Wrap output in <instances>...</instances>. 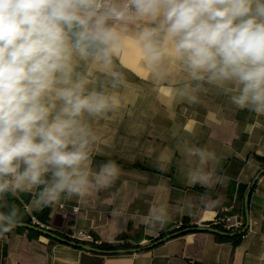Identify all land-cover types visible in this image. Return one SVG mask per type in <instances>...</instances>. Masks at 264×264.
Wrapping results in <instances>:
<instances>
[{
	"label": "crops",
	"instance_id": "crops-1",
	"mask_svg": "<svg viewBox=\"0 0 264 264\" xmlns=\"http://www.w3.org/2000/svg\"><path fill=\"white\" fill-rule=\"evenodd\" d=\"M141 26L117 25L124 39L107 71L91 58H74L73 80H88L85 94L104 91L120 98L113 111L84 114L92 132L91 168L114 160L120 175L83 197L62 198L50 206L34 205L30 194L10 197L32 222H37L33 214L46 207L48 221L38 222L42 227L59 236L84 233L98 246L113 245L123 236L143 246L164 228L170 232L185 222L211 226L218 217H226L231 232L239 231L245 215L238 187L248 190L264 169V162L256 160L264 161V114L238 109L230 94L192 80L171 56L149 66L135 39ZM194 149L202 150L204 163ZM150 209L168 213L162 229H146ZM0 264H264V174L250 192L248 228L236 245L198 232L149 251L107 255L30 236L27 230L12 231L0 233Z\"/></svg>",
	"mask_w": 264,
	"mask_h": 264
},
{
	"label": "clouds",
	"instance_id": "clouds-1",
	"mask_svg": "<svg viewBox=\"0 0 264 264\" xmlns=\"http://www.w3.org/2000/svg\"><path fill=\"white\" fill-rule=\"evenodd\" d=\"M130 22L142 25L135 39L149 66L171 56L238 109L264 114V0H0V233L23 217L9 196L50 206L120 175L114 160L91 168L84 122L85 113L117 109L120 98L85 94L88 80L73 73L76 57L109 70L124 39L117 25ZM168 220L150 209L145 227Z\"/></svg>",
	"mask_w": 264,
	"mask_h": 264
},
{
	"label": "water",
	"instance_id": "water-1",
	"mask_svg": "<svg viewBox=\"0 0 264 264\" xmlns=\"http://www.w3.org/2000/svg\"><path fill=\"white\" fill-rule=\"evenodd\" d=\"M264 174V169L260 170L259 173L252 179L251 184L243 198V207H244V215H245V224L244 227L242 229H240L239 231L236 232H225V231H221L219 229L213 228L211 226H190V227H186L182 230H178V231H174V232H170L167 235L160 237V238H156L153 241H151L149 244L147 245H143V246H137L131 249H118V250H110V251H106V250H102L100 248H96V247H92L90 245L87 244H82V243H78L75 241H71L68 239H65L61 236H59L58 234L54 233L53 231L45 228V227H41L38 225H34V224H27V223H20L18 226L14 227L13 229H24L27 231H32L35 233H38L44 237H47L53 241L59 242V243H63L66 245H69L71 247L74 248H78V249H82L88 252H93V253H98V254H107V255H123V254H137V253H141V252H145V251H149L175 237H178L180 235L183 234H189V233H198V232H206V233H211L220 237H225V238H233V237H237V236H241L243 235L248 228V200H249V196H250V192L253 188V186L255 185L256 181L258 180V177L260 175Z\"/></svg>",
	"mask_w": 264,
	"mask_h": 264
},
{
	"label": "trees",
	"instance_id": "trees-1",
	"mask_svg": "<svg viewBox=\"0 0 264 264\" xmlns=\"http://www.w3.org/2000/svg\"><path fill=\"white\" fill-rule=\"evenodd\" d=\"M256 160L259 161V162H264V161H263L262 159H260V158H256ZM258 173H259V172H258ZM258 173H257V174H258ZM257 174H256V175H257ZM256 175H255V176H256ZM261 176H262V175H260L259 177H261ZM259 177H258V179H259ZM246 190H247V187H246V186H239V187H238L239 198H240L241 200H243L244 193H245ZM249 197H250V196H249ZM248 201H249V200H248ZM9 202H14V203L20 208L21 212L23 213V217H22V220H21L20 223H27V224H31V223H32L31 218L28 217V215L25 213V211H23V209L21 208L20 204H19L15 199H13V198H11V197L9 196ZM47 215H48V210H47L46 207H44L41 211L34 213V214H33V218H35L36 221L39 222V223H41V224H46V222L48 221V219H47ZM211 226H212L213 228L219 229V230H221V231H225V232H229V233H231L230 230H227V231H226V230H224L222 227H220V226H218V225H211ZM186 227H190V226L185 222V223H183V225H181L179 228H176V229H174V230H172V231H170V232H174V231L182 230V229H184V228H186ZM243 227H244V223L242 224V226H241L238 230L242 229ZM12 231L24 232L25 230H24V229H12V230L9 231V232H12ZM9 232H7V233H9ZM170 232H166V228H164V229L161 231L160 237H163V236L167 235V234L170 233ZM28 234H29L30 236H38V235H39L38 233H35V232H32V231H28ZM59 235H60V234H59ZM183 235H185V234H183ZM183 235H180V236H183ZM243 235H244V234H243ZM243 235H241V236H237V237H233V238H225V237H220V236H217V235H215V237H216V239H217L218 241H220V242H231V243H233L234 245H236V244L239 243V240H240V238H241ZM61 236H62L63 238H66V239H67L66 236H64V235H61ZM178 237H179V236H178ZM118 242H123V244H122V245H115V244H113V245H100V246H95V247L100 248V249H102V250H106V251H110V250H118V249H131V248L137 247V246H133V245L127 243V242H126V237H125V236L121 237V239H120ZM93 246H94V245H93Z\"/></svg>",
	"mask_w": 264,
	"mask_h": 264
},
{
	"label": "built area",
	"instance_id": "built-area-1",
	"mask_svg": "<svg viewBox=\"0 0 264 264\" xmlns=\"http://www.w3.org/2000/svg\"><path fill=\"white\" fill-rule=\"evenodd\" d=\"M228 220L226 219V217H218L216 219V224L220 227H222L224 230H229L231 229L228 225H227ZM32 224L34 225H38L41 226L38 222L33 221ZM42 227V226H41ZM239 228V227H237ZM68 240L71 241H75V242H79L82 244H87V245H94V246H98L99 244L95 241H93L88 235H85L84 233H77L76 235H72L70 237H67ZM115 244L117 245H122L123 242H116Z\"/></svg>",
	"mask_w": 264,
	"mask_h": 264
},
{
	"label": "rangeland",
	"instance_id": "rangeland-1",
	"mask_svg": "<svg viewBox=\"0 0 264 264\" xmlns=\"http://www.w3.org/2000/svg\"><path fill=\"white\" fill-rule=\"evenodd\" d=\"M212 227V226H211ZM158 238H160V236L158 237ZM66 239V238H65ZM79 243V242H78ZM149 244V243H148ZM115 245H117V244H115ZM90 246H92V245H90ZM136 246H139V245H136ZM92 247H95V246H92ZM97 248V247H96Z\"/></svg>",
	"mask_w": 264,
	"mask_h": 264
}]
</instances>
